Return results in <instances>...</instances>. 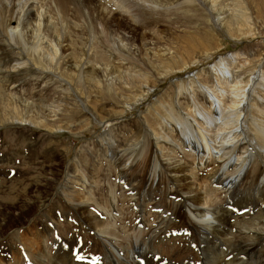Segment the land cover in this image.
Returning <instances> with one entry per match:
<instances>
[{"label":"rangeland","instance_id":"obj_1","mask_svg":"<svg viewBox=\"0 0 264 264\" xmlns=\"http://www.w3.org/2000/svg\"><path fill=\"white\" fill-rule=\"evenodd\" d=\"M27 1L35 10L28 22L27 12L22 15L17 7L24 0H0V223L7 213L16 216L0 232V264H64L59 257L69 248L72 254L78 250L70 264H128L129 259L149 264L144 259L155 257L157 264H207L203 247L210 233L193 219L189 209L194 196L177 182L168 160L173 155L193 170L199 188L202 178L213 187L208 213L230 210L227 206L251 196L253 201L246 200L243 208L249 213L236 210L237 217L225 224V237L217 243L232 264H264V232H253L264 226V184L261 199L256 192L264 178V154L258 152L245 179L228 194L208 179L218 180L226 163L212 155L202 168L207 157L181 148L183 137L173 128L174 119L199 120L196 111L216 115L201 84L220 100L218 90L225 93L221 102L227 107L231 90L241 92L264 76V0H210L233 19L228 22L218 21L204 0H116L112 5L125 8L130 22L142 23L133 39L124 27L112 25L95 2ZM41 14L52 18L56 33L45 23L35 28ZM19 22L23 31L33 28L34 39L46 51L57 36L63 38L58 64L48 67L26 36H11ZM119 38L128 48H120ZM81 61L84 68L71 71L70 65ZM103 63L147 78L141 83L111 82L98 73ZM224 68L231 77L221 82ZM194 74L199 78L190 86ZM17 98L32 103V110ZM31 119L42 125L30 126ZM256 123L264 126V89L259 83L246 108L244 129L251 144L264 150ZM155 136L161 140L157 144ZM247 149L245 143L237 156H246ZM227 174L225 179L235 177L237 169ZM121 178L128 188L119 183ZM144 202L148 211H143ZM13 206L26 210L20 215ZM197 213L194 208L193 215ZM55 229L60 239L53 237ZM35 242L45 248L41 256L24 252L20 259L22 247Z\"/></svg>","mask_w":264,"mask_h":264},{"label":"bare ground","instance_id":"obj_2","mask_svg":"<svg viewBox=\"0 0 264 264\" xmlns=\"http://www.w3.org/2000/svg\"><path fill=\"white\" fill-rule=\"evenodd\" d=\"M89 1L95 2L99 5L100 9L107 16V19L111 20L112 25L118 24V28L122 29V27H124L123 31L125 33H127L128 35L133 34L132 35V39H133L134 34L137 32V27L138 26L140 27V25L142 23L141 22H138V23L130 22L127 19V17L124 15V13H125L124 9L125 8L123 9V11H121L120 7L116 8L112 5V3L114 1L117 2L116 0H89ZM124 1L125 0H123V2ZM204 1L209 3L210 12L215 13L217 15L216 17H218V19H219V20L217 19L218 21H221V22H225V21L228 22L230 20L233 21V19H231L229 16L226 15L227 12L222 10L223 8L219 9L218 5H216L214 2L211 3L210 0H204ZM7 2L9 4H13L15 2V0H7ZM31 5H33V4H31ZM119 6H121V8H122L121 4ZM17 7H19V11L22 15H24V13L27 12V14H28L27 22L29 20H33V18H34L33 12L35 10L32 6L29 5L27 0H24V3L19 2V5ZM0 21H2L1 15H0ZM33 22L34 21H32V23ZM43 23H45V25H48L50 27V30H52L54 33H56L57 28H56V25L53 22L51 17H47V16L45 17L42 14L39 15V21L35 24L36 25L35 28H37V30L40 29L43 26ZM226 26H227V24H226ZM141 27H143V26H141ZM23 30H24L23 25L19 22V24L17 26H15L14 28H11V36L14 39L15 38H20V39L22 38L23 40H24V36H26L28 41L32 42L35 50L38 53L43 54V60H45L48 63V65H49L48 67H50L51 65L55 66L56 64H58V61H59L60 56H61V51H62L63 38H61V37L59 38V36H57L58 38H56L54 40V41H56V43L51 44L50 45L51 48L48 51H46L45 49L41 48L39 41L34 39V37L35 38H37V37H36L35 31H33L32 27L27 28V31H23ZM138 35L140 36V34H138ZM135 37H136V35H135ZM128 38L130 39L131 37L128 36ZM116 42L119 44L120 48H122V47L128 48V44H124L122 42V39L120 40V38H119L118 41H116ZM70 48H71V46H70ZM85 56H86L85 57L86 59L84 61L88 62L89 57L86 54H85ZM69 57H70V59L73 60L74 59L73 53H70ZM40 60H41V57H40ZM82 61L80 63H76L75 65L71 64L70 65L71 71H74L76 73L80 69H83L85 66V62H82ZM22 64H27V63H22ZM166 66H168V64ZM162 67H164V66H162ZM116 69L113 68L112 66L110 67L107 64H104V66L102 68H100V70H98V73L109 77L111 82H114V83L118 81V82L128 84V82H130V81H132V83H133V80H138V82L141 83V81L143 79L147 78V76L144 75L145 73H143V75H142V73L139 75L136 74L137 76H135V75H131L129 73L119 72V70L117 69L118 70L117 71ZM137 71L141 72L140 70H137ZM166 71H167V69H166ZM171 71L172 70H168L166 73H170ZM228 71L229 70H227V68H224L223 70L220 71V73L222 75L220 78L221 82H225L227 79H229L231 77L230 74H228ZM96 72H97V70H96ZM198 78H199V76L197 74L191 75L190 80H189L190 86L192 85V80L193 79L197 80ZM94 83L98 86L101 85V83L98 80L94 81ZM258 83L264 89V76L263 75H258V79L257 80L253 79L251 84H249V87H247L246 89H244L241 92L239 90H231L230 93L233 96L232 97L233 100L229 101V103H228L229 105L227 107H224L222 105V102H221L222 98L224 99V97H225L224 96L225 93H222L218 90V92L220 93V96H222V98L220 100L216 97L213 90L204 86V84H201L200 85L201 90L205 91L204 93L207 95V97L209 98V100H211V103H212L210 105L211 109H209V110H210V112L214 111V113L216 115L214 117H211L209 114H202V113L196 111V113L198 114L197 118H199V120H197V121L194 119L193 120L189 119L190 122H187V120L184 122L183 120L180 121V120L174 119L173 128L175 130L179 131V133L183 137L181 140V144L179 143L180 147L181 148L184 147V150L188 151V153L190 155L193 154L195 156V154H200V155L207 157L206 161L202 162V165H201L202 168L207 166L206 165L207 161H209V158L212 155L214 156L213 158H216L218 161H221V163H223V164L226 163L224 169L222 170L221 177L218 180L214 176H209L208 179H210V178L214 179V182L215 181L216 182H215V185H213V186H215L216 188L222 189V191L224 190L225 193H228V194L235 191L237 189V186L240 185V183L245 179L246 175L248 174V164L250 163L252 165L255 162V157L258 156V152H261L262 154H264V150H262L261 148H256L255 146H253L254 145L253 142L251 144L250 140L247 138V134H246V131L244 129L246 108H247L249 102L251 101L253 90L256 86H258ZM141 85H144L143 87H148L147 83H142ZM194 89H195L194 86L191 87L189 89V92H191L193 94ZM221 93L223 95H221ZM16 100H18L20 103H22L27 108L31 107V110H32V106H31L32 103L31 104L27 103V101L20 100L19 98H17ZM41 108H42V106H41ZM188 111H189V108H186L185 112L183 113L184 115L182 114L184 119L187 118L186 112H188ZM194 111H195V109H194ZM16 120L19 121L20 119H16ZM28 122H29L30 126L31 125L32 126L33 125H35V126L36 125H42V123L34 122V121H32V119H31V121H28ZM205 125H207L206 129L203 128ZM256 129H257L259 135L264 138V126L258 125L256 123ZM192 131H195V132L193 133ZM154 138L157 139L156 144L161 141L156 136ZM245 143L247 144V146L249 148L245 151V153H247V155L246 156H237L238 154H236V152L238 153L239 150L244 146ZM171 144L174 145L175 147H177V145H175L174 143H171ZM173 156L174 157L170 156L172 160H170V159H168V160H169L170 165L172 166V169L174 170L175 176L177 178V182L180 184V187H182V189H184L189 195L194 196L193 201H194L195 205L191 204L190 206H192V207L189 209L192 216H193V219H195L196 223L200 224L201 227L202 226L206 227L208 229L207 232L210 233V234H208V233L206 234L205 247H203V250H204L203 252L206 255V257H205L206 261H204V262H208L207 264H232V262L226 260L227 254L225 253V251H223L224 246L218 245L219 242L217 243V238L225 237L227 230L226 229L224 230V226L226 223L231 221L233 218L237 217V216H235L236 211L229 208L228 206H227V209H230V210H226V208L223 209V207L218 208V210L215 214L211 213L212 216L215 217V223L212 224L211 221L207 220L206 219L207 216L205 213H208L210 210H207L205 207L208 205V202H207L208 195L212 193L211 191H212L213 187H212V189H210L209 184H207L205 182L206 178H204V179L202 178V180H203L202 185L203 186H201L199 188L193 179V176H192L193 170H190V169L188 170L187 167H185V165H182L181 162L177 161V158L175 157V155H173ZM233 167H235L237 169V175L235 177H230V178L227 177L228 179L227 178L225 179L224 177L228 176L227 173H229ZM189 177H192V178H189ZM211 181H213V180H211ZM263 184H264V178L261 180L260 185L256 188V192L258 194L257 199L258 198L261 199L260 189H261V186ZM209 196H211V195H209ZM246 200H248L249 202L253 201L251 199V196H244L243 200L238 204V206L236 205L233 208H236L240 211L241 209H243L245 207V205L247 203ZM259 201H261V200H259ZM144 204H145V206L143 205V207H142L143 211L144 210L148 211L149 207L147 206V202H144ZM17 206H15V207L13 206L12 208L14 210H17V213H21L20 215H22L24 210H26V207L20 208ZM7 207H11V206H7ZM18 208H20V209H18ZM194 208H195V212L196 211L198 212L197 216L193 215L194 214ZM84 210H86V207H83V211ZM0 213H1V211H0ZM3 213H6V212H3ZM202 215H205V216L202 217ZM14 217L16 218L15 215L8 214V213H7V215L5 214V220L3 223H7V224L5 225L3 223H0V227L2 225L0 232L1 231L3 232L7 228L11 227V226H9V224L11 222V219H13ZM95 226H96V224H95ZM256 230H259V232H264V226L262 228H259V229L255 228L253 231V232H255L254 234H257ZM204 233H206V231H204ZM33 246L37 247L38 250L34 251ZM22 248H23V250L20 253V259H21V256L23 255L24 252H27V254L32 255V256H41L42 249L45 251V248H43V245L41 242H35V243L29 245L28 248L26 246H23ZM115 250L117 251V254L121 255L119 250H117V249H115ZM72 251H73V248H71V249L69 248L65 253H63V255H64L63 257H59V259L61 260L62 263L65 264V262H67L68 264H70V262H72V260H71V257L73 256V254L71 253ZM137 251H138V249L136 250V252ZM125 252H126V250H125ZM109 253L111 255H113V253L110 252V250H109ZM140 253L142 254V252H140ZM149 254H151V253H149ZM128 255H129V253H128ZM138 255H139V253H138ZM153 256H155V255H152V257ZM211 256H213L212 257L213 260H211L212 259ZM155 258H151L149 260H146V258H145L144 261L147 263L149 262V264L150 263H156L157 260H155ZM126 259H128V258H125V260ZM116 264H121V263L117 261ZM123 264H124V262H123ZM125 264H127V263H125ZM128 264H136V261H135V263H133V261L132 260L130 261V259H129Z\"/></svg>","mask_w":264,"mask_h":264},{"label":"clouds","instance_id":"obj_3","mask_svg":"<svg viewBox=\"0 0 264 264\" xmlns=\"http://www.w3.org/2000/svg\"><path fill=\"white\" fill-rule=\"evenodd\" d=\"M206 219H207V220H209V221H211V222H212V224H214V223H215V217H214V216H212V214H211V213H208V214H207V217H206Z\"/></svg>","mask_w":264,"mask_h":264}]
</instances>
